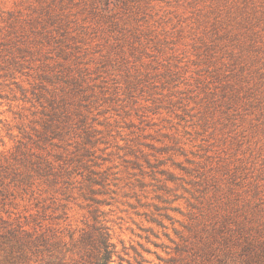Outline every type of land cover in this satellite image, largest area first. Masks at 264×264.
<instances>
[{
	"label": "rangeland",
	"instance_id": "374dc122",
	"mask_svg": "<svg viewBox=\"0 0 264 264\" xmlns=\"http://www.w3.org/2000/svg\"><path fill=\"white\" fill-rule=\"evenodd\" d=\"M247 218L264 244V0H0V264H95L101 234L195 264Z\"/></svg>",
	"mask_w": 264,
	"mask_h": 264
},
{
	"label": "trees",
	"instance_id": "16d2710c",
	"mask_svg": "<svg viewBox=\"0 0 264 264\" xmlns=\"http://www.w3.org/2000/svg\"><path fill=\"white\" fill-rule=\"evenodd\" d=\"M249 227H250V220H242L240 223H234L233 229H226V227L221 224L218 225L216 228H213L212 231L208 232L207 235L203 237H199V229H196L198 239L201 241L202 245H194L192 247H196L192 260L195 264H229L234 261L230 250H228L227 254L230 257L221 258L217 255V250L221 248H228L230 245H235L236 247L239 246L242 248V251L245 255L244 261L245 264L252 263L259 259V256L256 252L251 251V247L258 246L260 249V254H264V244L262 241L255 242L249 238ZM247 230V233H246ZM98 240L95 242L93 249L95 250L94 258L96 260L95 264H110L112 255L114 251L111 249L113 245L110 243V238L107 234H101ZM34 240H30L28 245V252L33 253L34 248ZM189 248L188 246L182 247V250ZM190 248V249H194ZM26 256V254H25ZM227 256V255H226Z\"/></svg>",
	"mask_w": 264,
	"mask_h": 264
}]
</instances>
